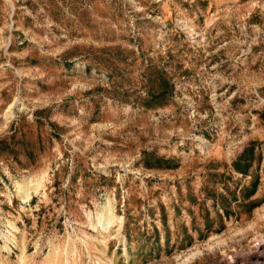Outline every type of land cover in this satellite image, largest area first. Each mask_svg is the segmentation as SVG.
Segmentation results:
<instances>
[{"label": "rangeland", "instance_id": "rangeland-1", "mask_svg": "<svg viewBox=\"0 0 264 264\" xmlns=\"http://www.w3.org/2000/svg\"><path fill=\"white\" fill-rule=\"evenodd\" d=\"M0 264H264V0H0Z\"/></svg>", "mask_w": 264, "mask_h": 264}, {"label": "trees", "instance_id": "trees-1", "mask_svg": "<svg viewBox=\"0 0 264 264\" xmlns=\"http://www.w3.org/2000/svg\"><path fill=\"white\" fill-rule=\"evenodd\" d=\"M252 154H253V148L249 147L248 149H246L234 162H233V167L234 169L238 172L241 173L242 175L247 174L248 170L251 166V162H252ZM165 161L166 159H162V158H158L156 157V161ZM165 162H167V164H172L170 163V161L166 160ZM175 165V164H173ZM257 181H254L252 184V188H251V193L254 191L255 187H256Z\"/></svg>", "mask_w": 264, "mask_h": 264}, {"label": "bare ground", "instance_id": "bare-ground-1", "mask_svg": "<svg viewBox=\"0 0 264 264\" xmlns=\"http://www.w3.org/2000/svg\"><path fill=\"white\" fill-rule=\"evenodd\" d=\"M112 222H110V224H111Z\"/></svg>", "mask_w": 264, "mask_h": 264}]
</instances>
